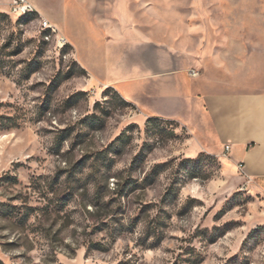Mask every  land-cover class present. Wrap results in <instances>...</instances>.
Here are the masks:
<instances>
[{"label":"rangeland","instance_id":"1","mask_svg":"<svg viewBox=\"0 0 264 264\" xmlns=\"http://www.w3.org/2000/svg\"><path fill=\"white\" fill-rule=\"evenodd\" d=\"M231 1L0 0V264H264V195L93 79L70 37L79 16L181 48L201 3Z\"/></svg>","mask_w":264,"mask_h":264},{"label":"crops","instance_id":"2","mask_svg":"<svg viewBox=\"0 0 264 264\" xmlns=\"http://www.w3.org/2000/svg\"><path fill=\"white\" fill-rule=\"evenodd\" d=\"M226 6L210 12L201 3L181 48L104 41L79 16L69 19L70 37L93 79L150 115L180 122L192 145L236 173L234 182L264 195V1Z\"/></svg>","mask_w":264,"mask_h":264},{"label":"built area","instance_id":"3","mask_svg":"<svg viewBox=\"0 0 264 264\" xmlns=\"http://www.w3.org/2000/svg\"><path fill=\"white\" fill-rule=\"evenodd\" d=\"M22 3H25V5H24V10H32L33 9V7H32V5H30V4H28L27 2H26V0H20ZM18 3H19V1H18ZM46 25H48V22H46L45 23ZM61 43L62 44H66L67 43V39L65 38V37H61ZM190 73L192 74V75H197L198 73H197V71H195V70H190ZM225 149H226V151H228L229 149H230V145H226V147H225ZM241 167H242V165H240Z\"/></svg>","mask_w":264,"mask_h":264},{"label":"trees","instance_id":"4","mask_svg":"<svg viewBox=\"0 0 264 264\" xmlns=\"http://www.w3.org/2000/svg\"><path fill=\"white\" fill-rule=\"evenodd\" d=\"M1 50H2V48L0 47V68L3 66V64H4V59H3V56H2V54H1Z\"/></svg>","mask_w":264,"mask_h":264}]
</instances>
